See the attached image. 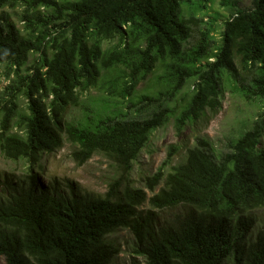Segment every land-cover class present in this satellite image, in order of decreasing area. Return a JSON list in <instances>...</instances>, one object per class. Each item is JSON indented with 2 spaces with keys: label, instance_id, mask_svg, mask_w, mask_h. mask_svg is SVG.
Returning a JSON list of instances; mask_svg holds the SVG:
<instances>
[{
  "label": "trees",
  "instance_id": "1",
  "mask_svg": "<svg viewBox=\"0 0 264 264\" xmlns=\"http://www.w3.org/2000/svg\"><path fill=\"white\" fill-rule=\"evenodd\" d=\"M213 1L0 0V8L24 6L22 28L0 12V64L9 81L0 145L7 157L29 165L24 178L5 183L0 193V264H113L119 248L106 236L120 227L134 234L145 264H264V227L252 238L255 219L245 213L264 206V111L220 157L197 137L183 162L146 178L151 191L163 182L151 196L130 179L154 130L173 118L181 131L207 108L217 109L223 71L247 80L241 84L247 97L264 100V0L228 16L219 44L205 28L187 47L195 18H185L182 5L205 10ZM112 38L117 43L104 48ZM158 65L171 94L194 79L179 110L163 103L162 90L138 93ZM91 88L114 104L83 122L65 121L68 104ZM11 121L19 132L9 133ZM63 134L76 145L77 164L95 153L113 164L117 176L105 192L41 179L42 156L61 148ZM177 151L171 144L165 163ZM165 210L170 218L160 217Z\"/></svg>",
  "mask_w": 264,
  "mask_h": 264
},
{
  "label": "rangeland",
  "instance_id": "2",
  "mask_svg": "<svg viewBox=\"0 0 264 264\" xmlns=\"http://www.w3.org/2000/svg\"><path fill=\"white\" fill-rule=\"evenodd\" d=\"M251 3L252 0H214L209 4V8L205 10H198L194 4H183V16L185 18L194 17V20H197L191 22L194 29L193 36L186 46L192 45L198 39L200 30L205 28H211V34L216 44H219L224 20L234 13L237 8H247ZM23 10V5L14 8H0V12L5 11L10 14L11 19L19 28L23 26L21 21ZM40 10L44 14L53 12V8L50 7H41ZM117 41V38L104 40L103 47L108 48L116 44ZM35 56L37 54H33L31 60ZM164 72L165 69L158 65L154 75H150L138 84V93L142 94L147 91L153 93L151 89L157 92L162 90L163 103L179 110L193 94L194 79L187 80L181 91L171 94L167 91L165 83L158 79V75H162ZM221 79L217 109L207 108L199 119L187 123L181 131H177L173 118L163 127L153 131L148 143L133 162L130 179L134 187L146 190L148 196H151L163 186V182L161 181L156 185L154 191H151L147 186L146 178L155 174L161 167H163V172L167 173L173 165L183 162L187 148L195 144L197 137L209 140L213 145L215 155L220 157L230 149V144L233 141L238 139L245 131L252 129L255 123L261 120L264 111V100L258 97H247L243 93L241 84H247V80L241 78L237 81L225 71L222 72ZM8 82V78L5 76V65L0 64V132L3 129V105L7 100L4 89ZM17 103L19 109H24L25 100L23 97H20ZM105 104L113 105L114 102L99 89L91 88L81 94L79 103L68 104L63 113L64 120L74 124L83 122L88 119L89 115L91 117L97 115ZM126 104V102L121 103L123 107L127 106ZM128 110L133 112V108H128ZM13 132L19 131L15 122L11 121L9 133ZM63 138L61 148L43 154L42 168L38 169L41 179L46 183L57 182L62 188H65L67 183H75L84 193L100 194L105 192L108 184L117 176L110 160L103 154L95 153L85 163L77 164L72 156L76 145L67 138L66 134H63ZM171 144L178 146V151L170 162L165 163ZM261 145H264V139ZM28 166V162L24 158L13 159L7 157L0 145V193L5 183L24 178L28 174ZM142 208L148 209L150 205L146 202ZM158 212L163 219L170 218L173 213L171 210ZM245 213L255 219L254 226L251 229V237L255 238L264 227V206L248 209ZM106 239L119 248L113 264H145V258L135 252L136 239L129 228L120 227L109 233ZM231 262L229 260L228 264ZM1 264H5L4 260L1 261Z\"/></svg>",
  "mask_w": 264,
  "mask_h": 264
}]
</instances>
